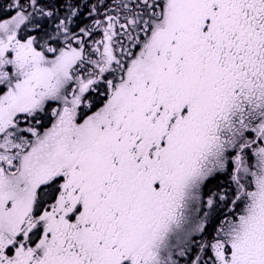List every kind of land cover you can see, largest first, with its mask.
<instances>
[{
    "label": "snow or ice",
    "instance_id": "6c2138e0",
    "mask_svg": "<svg viewBox=\"0 0 264 264\" xmlns=\"http://www.w3.org/2000/svg\"><path fill=\"white\" fill-rule=\"evenodd\" d=\"M0 264H264V0H0Z\"/></svg>",
    "mask_w": 264,
    "mask_h": 264
}]
</instances>
